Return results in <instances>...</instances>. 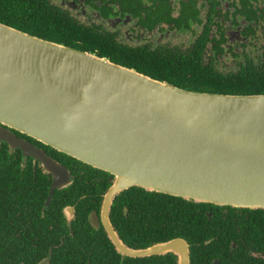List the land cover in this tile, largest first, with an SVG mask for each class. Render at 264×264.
I'll use <instances>...</instances> for the list:
<instances>
[{
    "label": "flooded vegetation",
    "instance_id": "flooded-vegetation-1",
    "mask_svg": "<svg viewBox=\"0 0 264 264\" xmlns=\"http://www.w3.org/2000/svg\"><path fill=\"white\" fill-rule=\"evenodd\" d=\"M42 1L64 22L138 50L137 57L188 55L197 46L202 66L232 74L264 52V0ZM33 150L62 164L68 178L56 180ZM113 180L0 122V264H177L172 251L120 253L107 227L135 249L180 240L190 264H264V208L175 200L131 186L114 196L105 224L101 206Z\"/></svg>",
    "mask_w": 264,
    "mask_h": 264
},
{
    "label": "water",
    "instance_id": "water-1",
    "mask_svg": "<svg viewBox=\"0 0 264 264\" xmlns=\"http://www.w3.org/2000/svg\"><path fill=\"white\" fill-rule=\"evenodd\" d=\"M0 122L114 176L102 201L138 186L193 202L264 208V93L179 87L96 52L0 21ZM4 137V135H1ZM57 180L65 167L33 150ZM131 257L172 251L174 239Z\"/></svg>",
    "mask_w": 264,
    "mask_h": 264
},
{
    "label": "trees",
    "instance_id": "trees-1",
    "mask_svg": "<svg viewBox=\"0 0 264 264\" xmlns=\"http://www.w3.org/2000/svg\"><path fill=\"white\" fill-rule=\"evenodd\" d=\"M248 19L252 21L253 18ZM0 21L45 39L96 52L116 63L134 67L154 78L165 79L185 89L218 93H264V52L259 58L246 57L244 62L238 64L235 73L222 74L214 71L212 67L200 64L197 46L188 55L150 57L144 54L137 57L138 50L118 48L101 42L95 34L84 28L64 22L42 0H0ZM72 38L79 39L82 44L74 45ZM171 196L175 200L193 202ZM126 260L128 264L136 263L135 259Z\"/></svg>",
    "mask_w": 264,
    "mask_h": 264
}]
</instances>
